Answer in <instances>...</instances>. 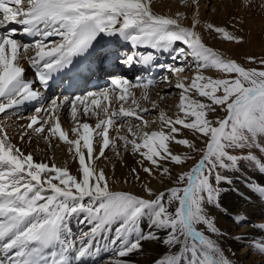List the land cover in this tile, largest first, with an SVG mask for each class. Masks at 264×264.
<instances>
[{
    "label": "snow or ice",
    "instance_id": "obj_1",
    "mask_svg": "<svg viewBox=\"0 0 264 264\" xmlns=\"http://www.w3.org/2000/svg\"><path fill=\"white\" fill-rule=\"evenodd\" d=\"M153 2L27 0L24 6L23 0H0V114L39 102L41 92L34 85L47 88L56 73L68 75L74 83L109 60L141 64L147 71L156 52L171 54L172 64L155 66L176 75L175 87L180 90L176 114L161 109L160 127L153 130H148L153 122L145 116L159 104L151 101V108L142 107L131 89L142 87L141 100L147 103L148 89L157 83L154 78L145 81L137 76L135 83L113 78L111 89L74 98L64 95L51 99L47 107H36L21 127L20 141H30L35 133L51 146V138L58 137L78 160L76 174L68 167L35 160L34 153H25L0 125V264H88L102 242L116 249L118 258L109 264H126L122 258L142 251L146 241L164 249L152 264H232L198 226L213 234L218 231L211 209L224 203L226 186L232 183L229 171H237L248 159L257 161L264 172V161L252 151L264 152V58L249 55L242 64L208 46L197 30L198 0H184L196 9L187 26L185 13L160 14L153 10ZM15 25L32 38L31 43L15 38ZM205 27L225 42H248L241 20L207 22ZM117 38L130 42L132 49L143 46L156 52L121 53L112 47ZM21 52L34 69V79L26 78ZM253 64L257 67L249 66ZM192 65L196 72L186 83L179 74ZM208 69L219 75H205ZM161 79L169 80L167 75ZM116 91L120 106L110 110L102 100L108 101ZM69 105L77 123L71 130L75 139H69L60 123V110ZM101 110L105 118H99ZM78 112L97 117L95 127L76 119ZM125 126L126 134L121 135ZM110 129L117 132L115 137ZM94 138L100 144L98 153ZM120 147L125 151L130 147L139 156L136 163L148 177L158 176L161 182L167 177L169 183L162 189L145 183L141 193L114 190L97 161L105 158L106 150L119 155ZM131 175L140 179L135 167ZM250 190L264 199V185ZM239 215L237 223L247 222ZM73 219L87 224V230L74 235ZM259 250L264 252V243Z\"/></svg>",
    "mask_w": 264,
    "mask_h": 264
},
{
    "label": "bare ground",
    "instance_id": "obj_2",
    "mask_svg": "<svg viewBox=\"0 0 264 264\" xmlns=\"http://www.w3.org/2000/svg\"><path fill=\"white\" fill-rule=\"evenodd\" d=\"M178 1L180 3L183 0ZM246 2H250L249 7H245ZM189 3H191V0H189ZM198 3V19L200 20V25L198 26L197 30L201 32L204 42L206 39L204 36V32L208 33L205 27L207 22L223 24L224 22L230 21L233 18L235 20H241L244 22V34L247 38V43L243 45H236L234 43L225 42L222 38L217 37L218 40L215 43H210V47H212L214 50L221 52L224 57H233L237 52H242L245 54H261V52H264V0H198ZM165 5L166 3L161 2V5H152V7L154 11L160 14L175 16L171 12V9ZM174 10L177 12H183L182 9L178 8H174ZM195 11L196 9L194 8V12ZM183 13H185V11ZM186 16L187 19H185L183 23L187 26L191 23L193 15L189 16L188 14H186ZM17 26L20 27L19 25ZM21 33L22 30L19 29L18 35H20ZM209 35L213 36L215 34L213 33ZM118 41L122 42L124 45H130V42L124 41L122 39H119ZM141 48L151 49L150 47L143 46L139 49ZM32 54V50H29V52L27 53V55L29 56ZM23 56L24 53L21 52L20 62L26 69V78L32 79L28 69L26 68V64L28 61L24 59ZM169 58L172 59L171 56ZM157 63L159 64L161 63V61ZM165 72L166 71L164 70L163 74L161 73L157 77L158 81L155 87L156 89L159 87V89H157L158 92L156 93L155 98H150L147 103L141 100L143 94L142 87L131 89L132 92H136L138 90V92L135 93V96L137 100L141 101L142 107L151 108V101H157V103L159 104V108L150 111L145 116V119L153 122L151 124V128L148 130H153L160 127L159 111L161 109L167 111L170 115L173 116L177 112L176 105L179 103L180 90L177 89L175 85L178 82V79H175L174 81L168 80L167 82H164V80H162L161 78L166 75ZM194 72H196V69H194ZM216 73L217 71L215 69H208L205 71V75L213 76ZM181 75L182 74H179L180 79H184L186 83H190V79L188 82L185 76ZM175 77L177 76L173 74V78ZM129 81L135 83L136 79ZM162 82L167 84L160 85V83ZM108 89L111 88L108 87ZM154 90V87H151L148 89V92L151 91L153 94ZM112 95L113 93L110 95V97ZM116 95H119V92H116ZM110 97L108 101H111ZM102 102L105 104L107 101L102 100ZM36 105V107L40 106L38 104ZM119 106L120 103L118 102L117 104H114V107L112 106L111 109L118 110ZM124 106L126 108L131 106V101L129 100L128 103H125ZM70 108L71 106L69 105L67 107H63L60 110V123L62 126V130L68 132L69 139H75L76 135L71 130L77 126V123L76 126L71 129L68 127V124L65 120L66 112L71 113ZM16 115L18 116L16 117ZM93 117L94 116L85 117L78 112L76 119H78L81 123L88 122L90 124ZM28 122L29 116L24 115V111H22L21 107L9 110L6 115L4 114L3 116H0V125H3L7 129L8 133L13 138V143L18 144L25 153L32 152L34 153L35 160H43L45 162L55 163L57 166L68 167L72 174H76L78 169V160L73 156L72 152H70L69 149L67 150V152H65V149L67 147L64 148V145H62V143L65 144L64 142L56 141L59 140L58 137L51 138V146H49L43 136L37 135L35 133H31L30 141L27 138L23 142L20 141L19 132L21 130V127L26 125ZM132 122L138 123V121ZM96 123L97 121H95L91 126L95 127ZM116 124L117 126H119L121 124V121L118 120ZM120 134H126V126L120 129ZM44 135L48 134L45 133ZM116 135L117 132L114 129H110V136L115 137ZM186 135H188V133H186ZM97 139L98 138H94V148L98 153L100 144L97 143ZM116 143L118 145L122 144V142L119 140H117ZM183 150L184 149L182 148H177V151ZM138 159L139 156L133 155L130 147L127 151H125L123 147H120L119 155H117L114 150H106L105 158L98 160L97 165L98 167L104 168L105 173L110 180L111 187L114 190H128L135 193H141L143 191L145 183L151 184L154 189H162L163 185L166 184L167 177L163 178V182H161V178L158 176L155 179L148 177L147 174H145L136 163ZM134 167L137 168L140 173L139 180L134 179L131 175V169ZM231 180L232 183L226 186L227 196L224 199L223 203V207L226 213H223V211H220L219 209L217 210V208H213L211 210L212 215L216 218V227L218 231L214 234L204 228L202 229V231L223 250L224 255L232 261V264H243L239 262V259L232 253L231 249L239 242L247 243L251 236H263L264 234V199H262L257 192L250 190L251 187L256 184L264 185V173L261 170L257 173H252L240 167L237 171L231 173ZM238 213L240 214L239 219L247 222L237 223ZM87 228V224L82 225L78 223L76 219H73L72 231L74 235H78L80 231L87 230ZM258 240L261 241L263 239L259 238ZM250 241L254 244L257 243L256 240ZM261 243H263V241L259 242V245ZM163 251L164 249L161 246H158L155 242L146 241L144 242L142 251L134 252L122 259L126 261V264H152L153 259L160 256ZM103 255H110L103 264H109L111 260L118 258L116 255V249H114L111 245H103L102 242L101 250L99 251V253L93 255L88 263L92 264L93 262H95V259ZM258 256L262 257V255L260 254ZM260 262L264 264V258Z\"/></svg>",
    "mask_w": 264,
    "mask_h": 264
},
{
    "label": "rangeland",
    "instance_id": "obj_3",
    "mask_svg": "<svg viewBox=\"0 0 264 264\" xmlns=\"http://www.w3.org/2000/svg\"><path fill=\"white\" fill-rule=\"evenodd\" d=\"M160 1V2H159ZM161 2L163 3H166L165 6L169 7L171 9V12L175 15L177 13V11L174 10V8H178V9H182V11L186 14H188L189 16H192L193 13H194V8H189V5L188 4H185L184 3V0L182 2L179 3L178 0H154L153 4L154 6H159L161 5ZM174 10V11H173ZM204 36H205V43L208 45V46H211L210 43H215L218 38L216 35H209L207 32H204ZM179 44V43H178ZM177 44V45H178ZM178 47H183L182 44H180ZM249 55H253V56H256L257 58H264V52H261L260 53H252V54H245V53H242V52H237L235 53V56H227L226 58H233V59H236L238 62L242 63V64H245L246 63V57L249 56ZM170 59V58H169ZM168 60V59H167ZM167 61L165 60V63ZM172 63V61H168L167 64H170ZM249 66H252V67H257V65L253 64V65H249ZM194 69H195V66L192 65V68L191 70H188L186 68V70L180 74H182L181 76H185V78L188 80L189 82V79H190V82H191V78L193 77L194 75ZM165 74L168 76L169 75V81H174L175 79H177V77L173 78V74L171 72H165ZM172 75V76H171ZM217 75H219L218 73H216L215 75H213V77H216ZM176 76V75H175ZM173 79V80H172ZM165 82V81H164ZM162 82V84H167V83H164ZM166 87V86H164ZM156 91V92H155ZM138 92V90H137ZM157 89L155 88L153 94L152 92L150 91L149 92V99H153V97L155 98V95L157 93ZM135 93V92H134ZM116 95V92L113 93V95ZM151 96V97H150ZM110 108H112V105L109 106ZM4 114H1L0 116H3ZM104 115L103 112H99V117H102ZM70 125H72L71 122H68ZM76 126V125H75ZM64 145V148L65 149V152H67V150L69 149V146H67V144H63ZM248 150L246 149L245 152H247ZM253 152H255L256 156L257 157H260V160L261 161H264V152H262L261 150L259 149H252ZM244 166V170L246 171H249V172H252V173H257L259 172V168H258V162L255 161V160H248V159H245L241 162V167ZM243 168V167H242ZM231 173L232 171H229L227 174L231 177ZM169 181H168V178L166 179V184H168ZM213 209V208H212ZM211 209V210H212ZM220 210V211H223V213H226L225 210H224V207L223 205L219 208H217V210ZM198 228L202 231V229H206L208 231V229L206 228V226L204 225H199ZM227 231V230H226ZM210 232V230H209ZM264 239L263 236H260V235H255V236H251L250 239L247 241V243H244V242H239L238 244H236L234 247H232L231 251L232 253L239 259V262L243 263V264H262V262H260L263 258H264V254L258 249L260 247L259 245V241L258 239ZM250 240H256L257 243H251ZM250 243V244H249ZM264 243V242H263ZM259 250V251H258ZM262 255V257H259L258 255ZM110 255H108V258H109ZM103 258H106V257H103ZM106 258V259H108ZM104 259L103 261H101L100 263L98 264H103L104 261L106 260ZM241 260V261H240ZM253 262V263H252ZM264 263V262H263Z\"/></svg>",
    "mask_w": 264,
    "mask_h": 264
}]
</instances>
